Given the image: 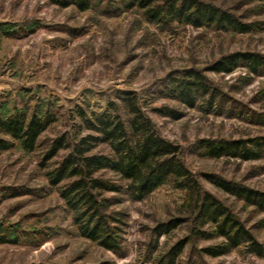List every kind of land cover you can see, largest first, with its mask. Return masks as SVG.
<instances>
[{
  "label": "rangeland",
  "instance_id": "374dc122",
  "mask_svg": "<svg viewBox=\"0 0 264 264\" xmlns=\"http://www.w3.org/2000/svg\"><path fill=\"white\" fill-rule=\"evenodd\" d=\"M229 12L250 29L152 22L136 6L93 0L79 11L49 0H0V116L17 111L49 119L33 150L0 133L12 145L0 151V264H159L166 252L186 240L174 264H264V209L224 191L207 175L264 192L261 157H212L203 139L264 140V65L256 73L238 61L230 72L210 66L221 56L254 52L264 56V0H201ZM197 69L211 84L213 101L197 95L183 103L174 88L186 69ZM128 93V94H125ZM148 117L156 132L179 146V156L200 191L217 199L261 244V255L240 245L212 257L202 248L219 244L211 223L198 224L187 191L166 182L141 200L123 190L110 171L96 175L119 184L103 191V213L118 236L110 250L79 235L73 212L59 196L65 181L49 184V171L85 134L83 118L104 113L128 125L127 98ZM83 114V117H82ZM65 134L69 147L45 160L52 140ZM92 153L112 155L105 142ZM253 143H249L250 147ZM172 218L169 233L154 227ZM208 235H197L194 230Z\"/></svg>",
  "mask_w": 264,
  "mask_h": 264
},
{
  "label": "trees",
  "instance_id": "16d2710c",
  "mask_svg": "<svg viewBox=\"0 0 264 264\" xmlns=\"http://www.w3.org/2000/svg\"><path fill=\"white\" fill-rule=\"evenodd\" d=\"M61 7L74 6L85 11L93 6V0H49ZM118 1L125 7L136 6L143 10L146 19L152 22H182L193 27L215 25L239 32L250 29L249 24L238 21L229 12L201 0H108V4ZM238 61L247 63L251 72L256 73L264 65V56L254 52H234L221 56L210 69L219 72H230ZM183 77L175 80L174 88L180 100L186 105L195 106L197 95L209 96L210 105L213 101L211 84L197 69H186ZM128 94V93H125ZM128 108L132 114L128 125L118 117H110L99 113L90 120L83 118L87 128L98 135L81 136L70 150L46 172L48 182L57 186L63 181L59 196L66 207L73 212V223L79 235L94 241L104 248L113 250L117 246L116 228H112L109 216L102 211L105 199L100 198L103 191L123 190L133 200H141L158 186L171 182L176 188L187 191L188 197L196 208L198 224L211 223L212 233L221 237L219 244L202 248L209 256L217 257L237 248L247 246L250 252L261 255V244L250 231L208 193H202L198 182L186 168L179 156V146L162 138L148 117L136 106L135 98H127ZM83 117V114H82ZM50 120L27 115L17 111L0 116V133L18 141L26 150H33L42 131ZM105 142L109 145L112 155L92 153L91 143ZM249 143H253L249 146ZM12 142L0 138V151L8 149ZM200 145L205 147L212 157L231 156L241 160L261 157L264 140L255 139H220L217 141L203 139ZM69 147L65 134L55 137L47 150L45 160L51 159L56 153ZM100 171H110L124 181L123 186L96 175ZM208 179L226 192L232 193L249 204L264 209V192L239 185L216 175H207ZM180 219L172 218L159 222L153 228L157 235L169 233ZM197 235H208L205 230H194ZM186 244L181 239L166 252L164 264H174L176 257ZM163 263V260L158 262Z\"/></svg>",
  "mask_w": 264,
  "mask_h": 264
}]
</instances>
